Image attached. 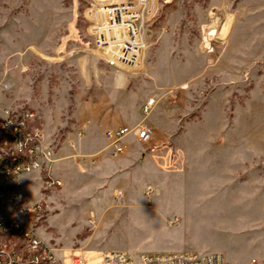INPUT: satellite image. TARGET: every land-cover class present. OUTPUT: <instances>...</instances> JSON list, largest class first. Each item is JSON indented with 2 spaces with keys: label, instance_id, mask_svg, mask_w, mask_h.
Here are the masks:
<instances>
[{
  "label": "rangeland",
  "instance_id": "1",
  "mask_svg": "<svg viewBox=\"0 0 264 264\" xmlns=\"http://www.w3.org/2000/svg\"><path fill=\"white\" fill-rule=\"evenodd\" d=\"M118 1L0 0V106L37 113L63 182L25 178L44 241L66 263L121 249L264 264V0H157L137 63L116 67L91 11L103 24ZM143 121L152 138L113 154L105 132Z\"/></svg>",
  "mask_w": 264,
  "mask_h": 264
},
{
  "label": "built area",
  "instance_id": "2",
  "mask_svg": "<svg viewBox=\"0 0 264 264\" xmlns=\"http://www.w3.org/2000/svg\"><path fill=\"white\" fill-rule=\"evenodd\" d=\"M156 4L157 0H119L108 4L104 7L103 24L97 19V12L91 11L93 36L99 46L110 50L106 60L111 66L137 63L138 51L146 46L142 28ZM155 104L154 98L147 100L143 114L148 115ZM130 135L146 142L154 135V128L143 121L135 126L108 129L105 138L113 154L126 150L124 139ZM72 147L76 149L73 143ZM54 162V148L46 142L37 113L32 109L0 106V264H87L78 255L66 263L57 249L44 241L33 220L42 213L44 202L28 203L25 197L28 174L38 173L45 190L63 184L53 174ZM102 260L103 264H225L219 251L132 254L110 249L103 253Z\"/></svg>",
  "mask_w": 264,
  "mask_h": 264
},
{
  "label": "crops",
  "instance_id": "3",
  "mask_svg": "<svg viewBox=\"0 0 264 264\" xmlns=\"http://www.w3.org/2000/svg\"><path fill=\"white\" fill-rule=\"evenodd\" d=\"M127 125V124H126ZM121 126H125V125H121ZM127 126H132V125H127ZM134 126V125H133ZM152 126V125H151ZM116 127H119V126H115V127H112V128H116ZM110 129V128H109Z\"/></svg>",
  "mask_w": 264,
  "mask_h": 264
},
{
  "label": "bare ground",
  "instance_id": "4",
  "mask_svg": "<svg viewBox=\"0 0 264 264\" xmlns=\"http://www.w3.org/2000/svg\"><path fill=\"white\" fill-rule=\"evenodd\" d=\"M145 47H146V46H145ZM145 47H144V48H145ZM144 48H142V49H140V50H143Z\"/></svg>",
  "mask_w": 264,
  "mask_h": 264
}]
</instances>
